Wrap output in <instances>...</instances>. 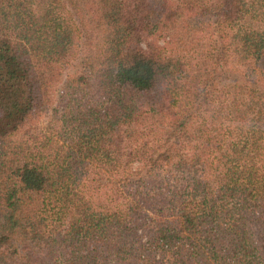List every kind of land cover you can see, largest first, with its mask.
<instances>
[{
	"label": "trees",
	"instance_id": "trees-1",
	"mask_svg": "<svg viewBox=\"0 0 264 264\" xmlns=\"http://www.w3.org/2000/svg\"><path fill=\"white\" fill-rule=\"evenodd\" d=\"M0 264H264V0H0Z\"/></svg>",
	"mask_w": 264,
	"mask_h": 264
},
{
	"label": "rangeland",
	"instance_id": "rangeland-1",
	"mask_svg": "<svg viewBox=\"0 0 264 264\" xmlns=\"http://www.w3.org/2000/svg\"><path fill=\"white\" fill-rule=\"evenodd\" d=\"M152 42H154L155 45H159V44H161L159 40H156V41H153V40H152Z\"/></svg>",
	"mask_w": 264,
	"mask_h": 264
}]
</instances>
